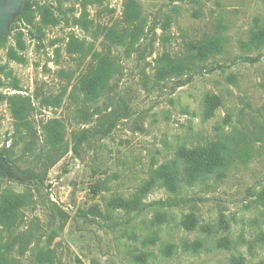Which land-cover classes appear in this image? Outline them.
<instances>
[{"label": "rangeland", "instance_id": "rangeland-1", "mask_svg": "<svg viewBox=\"0 0 264 264\" xmlns=\"http://www.w3.org/2000/svg\"><path fill=\"white\" fill-rule=\"evenodd\" d=\"M128 1L33 0L32 14L15 17L0 43V154L39 174H0V192L28 197L18 223L0 225V257L13 264H231L242 255L244 264H264L257 198L264 46H243L251 29L264 26V0H134L146 31L131 54L98 29L123 26ZM216 32L226 37L222 53L182 76L156 78L160 55H185L190 43ZM104 55L118 71L89 101L80 80ZM16 95L35 107L30 131L16 129L8 101ZM54 119L63 126L55 146L44 129ZM217 140L231 149L226 175L203 176L178 194L157 184L138 212L112 208L113 197L134 196L179 148ZM224 238L230 249L219 245ZM42 250L52 251L51 261H40Z\"/></svg>", "mask_w": 264, "mask_h": 264}, {"label": "trees", "instance_id": "trees-1", "mask_svg": "<svg viewBox=\"0 0 264 264\" xmlns=\"http://www.w3.org/2000/svg\"><path fill=\"white\" fill-rule=\"evenodd\" d=\"M33 0H27L22 7L18 19L26 20L32 14ZM84 11L81 18L84 27H87ZM123 26H101L98 29L104 33V37L112 44L122 45L128 54H131L132 49L140 39L144 37L146 22L142 17L141 9L137 2L129 0L123 13ZM171 17L168 16L166 24L169 25ZM6 39L3 36L0 43ZM226 37L220 32L213 35L203 37L190 43V47L185 55L172 56L165 52L157 59L155 76L159 80L167 78L179 77L186 74L188 71H193L199 62L207 61L211 56L220 54L225 49ZM243 46L260 49L264 46V26L251 29L249 39L243 42ZM118 71L117 65L109 55L101 56L98 59L94 70L82 75L80 80V89L89 101L98 99L110 86L114 75ZM6 95L0 93V99ZM218 100V98H216ZM8 101L12 110V114L16 119V129L32 130V121L29 118L35 107L29 98L19 95L9 96ZM49 102V101H48ZM51 103V102H50ZM209 107V103H208ZM214 107V105L211 107ZM62 125L59 120L54 119L48 121L44 125L47 135V141L55 146L63 141ZM3 155V154H2ZM231 149L227 142L222 140L211 141L205 144L196 145L193 147H181L178 149L176 157L168 160L153 171V175L146 184L134 196L127 198L115 196L110 204L112 208L124 209L127 212H138L142 208L143 197L150 192L157 184L165 187L170 193L178 194L183 185H192L195 181L209 174L226 175V170L231 161ZM8 173V172H7ZM0 174H6L5 170L0 169ZM11 177L18 180H30L39 177V174L32 169H23L13 167ZM258 201L264 206V184L257 193ZM28 203V197L25 193L16 192L9 189H4L0 192V225L7 229L15 226L21 215V209ZM192 216H187L182 223L187 228L194 226ZM208 231H211L209 225L206 226ZM199 242L189 244V247L198 248ZM220 246L230 249V239L224 238L219 242ZM173 244H168L167 249L170 253L173 251ZM51 250H42V262L52 260ZM0 264H13L7 258L0 257ZM231 264H244V256L233 255Z\"/></svg>", "mask_w": 264, "mask_h": 264}, {"label": "water", "instance_id": "water-1", "mask_svg": "<svg viewBox=\"0 0 264 264\" xmlns=\"http://www.w3.org/2000/svg\"><path fill=\"white\" fill-rule=\"evenodd\" d=\"M27 0H0V39L10 33V24L20 14ZM0 169L13 173V166L7 156L0 154Z\"/></svg>", "mask_w": 264, "mask_h": 264}]
</instances>
